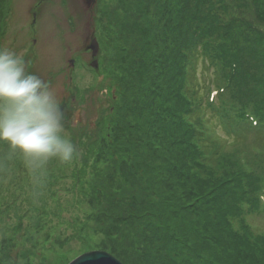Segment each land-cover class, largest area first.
Wrapping results in <instances>:
<instances>
[{
    "label": "trees",
    "instance_id": "trees-1",
    "mask_svg": "<svg viewBox=\"0 0 264 264\" xmlns=\"http://www.w3.org/2000/svg\"><path fill=\"white\" fill-rule=\"evenodd\" d=\"M117 2L124 18L132 16L142 24L137 32L140 38L148 40L160 34L157 25L163 22L169 29L168 40L157 35L155 44L162 45L148 66L144 54L149 41L143 40L140 62L131 77L138 76L132 82L137 84H131L130 91L124 93L119 108L124 104L126 114L141 120L137 133L145 132V141L150 142L144 157L134 163L138 183L153 191L171 184L173 190L169 205L163 200L145 206V210L137 199L142 188L134 195L116 197L109 230L135 237L130 228L139 227L136 235L143 234V240L140 246L130 239L124 245L110 244L103 249L123 264H187L179 257L180 244L190 254L187 262L264 264V235L255 233L242 219L248 208H264V31L259 32L250 20L242 18L246 4L239 0H158L156 20L149 26L142 22L151 6L147 0H134L132 8L122 5L123 0ZM227 6L233 7L228 11ZM258 13L264 17V8ZM5 21L6 17L1 19L3 27ZM195 55L221 75H213L211 88L198 79L189 81L188 66ZM142 82L145 88L138 87ZM213 90L214 103L208 100ZM209 113L219 117L230 141L223 142L214 135L216 124ZM130 124L132 121L127 120L126 125ZM118 126H110L107 117L95 122L100 137ZM248 129L252 134L245 140L243 133ZM226 146L235 151L227 152ZM95 155L94 160L101 157L98 151ZM169 157L176 165L170 166ZM123 164L127 169V163ZM204 165L210 167L206 174ZM125 168L122 176L130 181L132 171ZM195 211L203 212L198 229H192L196 219L192 223L190 219ZM179 218L186 219L185 225L191 224L188 231L174 224ZM156 252L157 257L153 255Z\"/></svg>",
    "mask_w": 264,
    "mask_h": 264
},
{
    "label": "rangeland",
    "instance_id": "rangeland-1",
    "mask_svg": "<svg viewBox=\"0 0 264 264\" xmlns=\"http://www.w3.org/2000/svg\"><path fill=\"white\" fill-rule=\"evenodd\" d=\"M147 1L151 6L144 12L142 22L149 26L153 24L151 20H156L154 11L158 0ZM241 1L246 4L242 18L250 20L259 32H263L264 17L258 12L264 8V0ZM123 2L128 8L134 5V0ZM232 7L227 6L228 11ZM119 9L117 0L92 3L84 0H0V47L24 55L29 70L49 82L60 103L65 129L79 150L77 160L70 166L50 162L45 186L39 194H34L19 161H8L6 147L0 146V264H67L87 251L100 249L110 253L103 247L110 244L118 247L129 243L130 239L140 246L143 234L136 235L139 227L130 228L135 237L109 230L112 206L117 205L114 199L134 195L142 188L143 193L137 199L144 203L143 210L163 200L169 205L171 184L158 186L159 190L153 191L138 183L139 171L134 169V163L144 157L146 144L150 142L145 141V132L137 133L141 120L136 115L126 114L124 104L119 108L124 93L130 91L131 84H137L132 82L138 76L131 77L140 62L137 60L145 46H142L143 40L149 41L144 54V63L148 66L154 63L156 50L162 45L161 42L155 44L157 35L166 41L169 29L163 22L157 25L156 31L160 34L148 40L140 38V21H134L132 16L124 18ZM4 17L3 27L1 19ZM93 39L98 47L95 55H91L89 48ZM194 58L188 66L189 81L198 79L209 83L211 88L213 75L221 76L220 73L208 69L199 61L201 57L197 59L195 55ZM95 59L96 68L90 65ZM158 69L155 67V72ZM144 84L139 83L138 87L145 88ZM215 92L208 95L213 103ZM215 115L208 114L216 124L214 135L223 142L230 141ZM99 117H107L109 125L117 124L118 128L100 137L95 128ZM127 120L134 126H127ZM128 132L134 134L126 136ZM243 134L248 140L252 130ZM225 150L235 151L229 146ZM97 151L101 157L94 160ZM169 160L170 166L176 165L173 158ZM123 168L132 171V180H124ZM204 169L206 174L209 165H204ZM170 175L173 182L172 171ZM195 212L190 217L191 223L196 219L192 229H198L202 222L203 212ZM242 219L255 233L264 235V208L250 207ZM185 220L179 218L174 224L188 231L191 224L185 225ZM236 220L233 223L238 227ZM180 245L179 257L187 264H198L193 259L187 262L190 254L183 244ZM157 253L153 255L157 257Z\"/></svg>",
    "mask_w": 264,
    "mask_h": 264
},
{
    "label": "clouds",
    "instance_id": "clouds-1",
    "mask_svg": "<svg viewBox=\"0 0 264 264\" xmlns=\"http://www.w3.org/2000/svg\"><path fill=\"white\" fill-rule=\"evenodd\" d=\"M0 146L19 161L34 194L50 162L70 166L79 156L65 129L63 113L48 81L32 73L24 55L0 47Z\"/></svg>",
    "mask_w": 264,
    "mask_h": 264
},
{
    "label": "water",
    "instance_id": "water-1",
    "mask_svg": "<svg viewBox=\"0 0 264 264\" xmlns=\"http://www.w3.org/2000/svg\"><path fill=\"white\" fill-rule=\"evenodd\" d=\"M91 50V55H95L97 51V43L93 39L89 46ZM73 61H70L72 64ZM90 65L94 68L97 66L96 59L93 60ZM67 264H123L119 259L108 253L107 251L95 249L91 251L84 252L72 260H70Z\"/></svg>",
    "mask_w": 264,
    "mask_h": 264
},
{
    "label": "flooded vegetation",
    "instance_id": "flooded-vegetation-1",
    "mask_svg": "<svg viewBox=\"0 0 264 264\" xmlns=\"http://www.w3.org/2000/svg\"><path fill=\"white\" fill-rule=\"evenodd\" d=\"M84 1L87 2V3H88V2H91V3H92V2H94L95 0H84Z\"/></svg>",
    "mask_w": 264,
    "mask_h": 264
}]
</instances>
